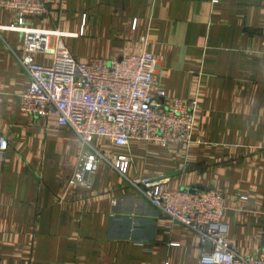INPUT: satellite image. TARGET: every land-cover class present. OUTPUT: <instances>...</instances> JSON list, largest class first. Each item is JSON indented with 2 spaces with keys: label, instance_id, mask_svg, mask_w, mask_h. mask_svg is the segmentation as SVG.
Listing matches in <instances>:
<instances>
[{
  "label": "crops",
  "instance_id": "0c3cea01",
  "mask_svg": "<svg viewBox=\"0 0 264 264\" xmlns=\"http://www.w3.org/2000/svg\"><path fill=\"white\" fill-rule=\"evenodd\" d=\"M0 8V264H194L206 245L136 188L221 190L222 222L242 255L264 239V0H53L47 16L12 27ZM28 32L56 33L77 60L151 52L164 106L196 101L192 143L128 146L94 137L91 148L54 116L26 117L19 92ZM51 39V37H50ZM33 61L51 64L40 52ZM156 89L150 93L156 96ZM100 162L92 186L71 184L81 154ZM126 155L119 173L113 163Z\"/></svg>",
  "mask_w": 264,
  "mask_h": 264
},
{
  "label": "built area",
  "instance_id": "2783aa9c",
  "mask_svg": "<svg viewBox=\"0 0 264 264\" xmlns=\"http://www.w3.org/2000/svg\"><path fill=\"white\" fill-rule=\"evenodd\" d=\"M52 1L0 0V8L16 12L12 25L16 27L26 16H47ZM24 51L21 64L28 85L19 92L22 115L54 116L57 125L71 128L89 148L94 137H101L120 146L138 140L164 148L177 146L183 154L189 151L197 103L174 99L164 106L160 102L165 92L154 79L157 63L151 52L84 63L68 51L58 32H28ZM37 52L50 56L51 64L34 62L32 55ZM153 88L156 96L150 93ZM7 149L8 140L0 136V162ZM99 162L96 150H85L71 184L90 188ZM113 165L123 174L129 159L120 155ZM161 183L142 179L136 188L161 213L198 234L201 246L207 248L201 249L194 264H264V239L256 254L242 255L227 237L223 191L169 190Z\"/></svg>",
  "mask_w": 264,
  "mask_h": 264
},
{
  "label": "water",
  "instance_id": "95a60500",
  "mask_svg": "<svg viewBox=\"0 0 264 264\" xmlns=\"http://www.w3.org/2000/svg\"><path fill=\"white\" fill-rule=\"evenodd\" d=\"M189 192H194V191H189Z\"/></svg>",
  "mask_w": 264,
  "mask_h": 264
}]
</instances>
